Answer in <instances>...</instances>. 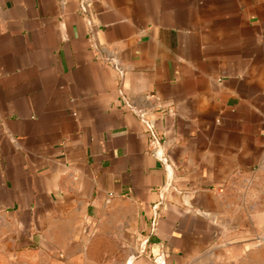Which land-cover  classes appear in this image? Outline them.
Instances as JSON below:
<instances>
[{
	"label": "crops",
	"instance_id": "1",
	"mask_svg": "<svg viewBox=\"0 0 264 264\" xmlns=\"http://www.w3.org/2000/svg\"><path fill=\"white\" fill-rule=\"evenodd\" d=\"M0 264H264V0H0Z\"/></svg>",
	"mask_w": 264,
	"mask_h": 264
},
{
	"label": "water",
	"instance_id": "2",
	"mask_svg": "<svg viewBox=\"0 0 264 264\" xmlns=\"http://www.w3.org/2000/svg\"><path fill=\"white\" fill-rule=\"evenodd\" d=\"M156 156H157L158 158H160V159L164 162V164H167V160L161 156V154H160L159 151L156 152ZM170 186H171V184L168 183V184L162 189V191H161V199H162V200H161V203H162V201H163V199H164V193L169 189Z\"/></svg>",
	"mask_w": 264,
	"mask_h": 264
}]
</instances>
